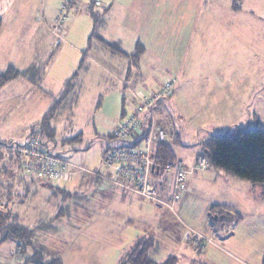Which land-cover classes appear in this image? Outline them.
Segmentation results:
<instances>
[{
  "label": "rangeland",
  "instance_id": "374dc122",
  "mask_svg": "<svg viewBox=\"0 0 264 264\" xmlns=\"http://www.w3.org/2000/svg\"><path fill=\"white\" fill-rule=\"evenodd\" d=\"M90 2L0 0L4 20L0 72L9 65L26 69L30 65L41 67L37 63L45 68L50 63L41 86L19 77L0 88V142L9 148L25 143L32 128L55 105L51 119L57 130L54 149L73 164L75 171L64 182L71 196L67 198L61 191L52 195L55 187L41 178L31 180L12 153L6 157L10 163L0 153V212H8L9 220L17 213L20 222L30 227L40 221L45 224L47 231H41L40 237L51 250L58 251L63 264H120L129 248L144 236L155 241L165 237L168 244L159 243V248L177 255V264H264V194L259 193L260 183L237 178L242 184L233 182L228 191L242 189L246 193L245 198L234 199L240 216L231 215L225 224L219 220L212 228L221 232L212 242L204 239L205 244L193 245L184 242L183 236L201 233L209 238L215 232L211 229L205 233L210 218L207 203L229 198L221 179H203L191 186L190 192L175 202L174 209H161L137 194L132 195V203L128 198L123 200V189L118 186L101 204L102 196L84 183L85 177L91 181L98 174L108 173L106 149L122 143L109 133L119 125L120 114L124 110L132 113L138 93L151 94L165 81H174L172 94L163 99L166 125L158 118L155 105L153 114L183 161L200 150L202 140L228 131L221 130L227 118L220 119L210 104L209 115L193 108L212 102L215 90L245 95L239 100L243 114L235 112L239 124L229 130L257 124L264 128V105L259 106L264 101V0H102L100 5L95 3V9L102 13L109 8L103 36L109 41L121 39L123 46H119L132 53L119 57L112 51L114 59L107 46L102 49L96 39L88 46L96 27ZM82 56L85 61L80 70ZM125 67L143 78L138 86L119 80L122 76L126 79L122 74ZM76 68L80 73L74 86L66 96H62L66 87L59 95L65 77ZM125 73L127 76L129 71ZM132 76L129 78L133 80ZM226 76L234 79L223 82ZM105 77L108 82L103 83ZM249 77L252 82L247 84ZM179 80L180 85L192 88L193 98L173 97ZM80 132L82 142L64 141ZM4 150L7 155V148ZM165 174L171 173L162 170L161 177ZM158 177L153 180L160 183ZM73 185H78L79 191L72 189ZM76 192L82 193L81 197ZM249 194L250 201L245 203ZM62 208L63 216L57 217V209ZM4 222L0 219V225ZM165 222L169 228L163 230ZM232 223L235 231L230 236L225 229ZM216 242L219 248L213 246ZM19 245L15 240H2L0 264H33Z\"/></svg>",
  "mask_w": 264,
  "mask_h": 264
},
{
  "label": "trees",
  "instance_id": "16d2710c",
  "mask_svg": "<svg viewBox=\"0 0 264 264\" xmlns=\"http://www.w3.org/2000/svg\"><path fill=\"white\" fill-rule=\"evenodd\" d=\"M95 8H96L95 0H91V5L89 7L90 13L94 17L95 26H98L102 23V16L101 13L96 11ZM3 25H4V20L3 17L0 15V31L2 30ZM93 35L94 33L92 34V36ZM99 39L100 41L103 42L105 46L109 47L114 53L124 56L128 55L126 51H124L119 45H117V43L109 42L107 40H104L103 38H99ZM84 59L85 58L82 59L81 64L79 66L80 70H82L81 68H83ZM80 70L78 72H76L77 71L76 70L73 76L66 81L65 83L66 88L65 91L63 89L64 94H62L63 93L62 92L61 93L62 96H66V93L72 89V87L74 86L73 81L78 77ZM19 77L26 78L34 83H40L43 80L42 79L43 75L40 69L37 68V66L35 65H31L26 69H19L14 65H9L6 69L0 72V88L3 87L9 81ZM55 101L57 102V100ZM161 102H163V99L162 101L159 100L155 104V107L156 106L158 107V105ZM155 107H153V110L155 109ZM56 109L57 108H55V105L53 108H50V112L47 113L40 120V122L37 123L36 126L32 128L30 135L34 133L37 127H41L43 142L47 146L48 150L52 154L62 157V154L60 152L55 151L54 149V147L56 146L55 142H56L57 130L55 124L51 121V119L54 117ZM126 115L127 114H125V116ZM111 135L113 138L117 139L114 136L113 131ZM82 140H83V132L78 133L76 136L68 137L64 141L67 143L76 144L82 142ZM202 146L204 149V153L201 154L207 157L208 166L211 165L216 168L223 169L226 172L236 177H239L241 179H248L253 184L260 183L262 185L263 194H264V128L263 127H261L260 125H256L253 127L238 126L235 127L233 130H228L224 133L211 135L206 141L203 142ZM13 147L14 146H11L9 148L8 145L0 142V153H2V151H5L4 149L7 148V151L15 156ZM153 159L156 166L159 167L160 171L163 170V168L167 164L177 160L175 152L167 139L162 142L158 141L154 143ZM14 160L17 162V164L20 166V168L23 171V167L20 164V162L16 160V157L14 158ZM72 171L73 172L71 176H73V174L75 173L74 170ZM26 176H29L33 180L39 178L31 175H26ZM96 179L102 180L104 178L101 177L100 175H97ZM42 180H45L47 183L50 184V186L56 188V190H54L55 192L54 191L52 192V195H56L57 192L61 191L67 195V198L71 196L70 192L66 191L65 189L66 188L65 183L67 182V179H64L60 182H51L46 179H42ZM77 196L80 195L77 194ZM61 212H63V208L62 210L57 209V213H59L57 214V217L63 216L60 214ZM215 212H218V215H217V220L214 221L213 225L219 222V220L220 221L222 220L223 223L220 222L222 224L227 223L226 220L230 218V216L232 215V213L230 212V208L223 206L221 204H216L211 207V214H214ZM235 215L239 216L238 213H235ZM9 218L11 217L9 216L8 212L6 215H2V213L0 212L1 221L3 222L5 221L0 225V233L2 235V239L0 240V242L2 240H15L19 242L20 251L26 254V258L33 264H63L62 258L58 254V251L51 250L42 241L43 238L40 237L41 231H47L46 230L47 227L45 226V224H40L41 223L40 221L39 224L34 227L27 226L20 222V218L17 213L14 214L12 219L9 220ZM155 245L156 243H154V239L145 236L140 238L134 245L131 246V248L122 258L120 264H177L178 257L174 255L169 256L163 262L157 261L152 254L156 249Z\"/></svg>",
  "mask_w": 264,
  "mask_h": 264
},
{
  "label": "built area",
  "instance_id": "2783aa9c",
  "mask_svg": "<svg viewBox=\"0 0 264 264\" xmlns=\"http://www.w3.org/2000/svg\"><path fill=\"white\" fill-rule=\"evenodd\" d=\"M101 2L102 0H95L97 5ZM64 20V16L60 18L61 22ZM173 85L174 81H165L151 94H137L133 112L127 114L113 130L114 136L122 143L106 149L105 163L108 173L98 174L153 201L161 209H174L175 202L185 192V183L190 172L182 161L176 160L163 168L172 174L170 190L163 189L162 183L157 184L153 180L156 173L160 172L153 159V145L167 139L165 128L153 114V107L159 100L172 94ZM13 150L26 175L60 182L70 178L73 172V164L67 158L52 154L48 150L43 142L41 127H37L25 143L14 145ZM207 167V157L199 155L193 169L203 170ZM234 224L225 230L232 232ZM220 232L215 230L209 238L198 233L188 234L186 238L195 244H201L204 239L211 242L213 236Z\"/></svg>",
  "mask_w": 264,
  "mask_h": 264
},
{
  "label": "crops",
  "instance_id": "0c3cea01",
  "mask_svg": "<svg viewBox=\"0 0 264 264\" xmlns=\"http://www.w3.org/2000/svg\"><path fill=\"white\" fill-rule=\"evenodd\" d=\"M90 5H91V2H90V4H89V7H90ZM108 7H106V9L101 13V16H102V23L100 24V25H98V26H96L95 27V30H94V33L96 32V35H93L92 36V33H91V35H90V37H89V39H88V46H89V48H90V46H91V41H92V39H96L98 42H99V44L102 46V49H104L105 50V45L103 44V42L102 41H100V39L99 38H103L104 40H107L104 36H103V30L105 29V27H106V25H107V20H106V17H105V14L107 13V11H108ZM0 33H1V31H0ZM107 41H109V40H107ZM109 42H115V43H117V45H121V46H123V41L121 40V39H118L117 41H112V40H110ZM107 49H109V51H110V53L112 54H110L111 55V57L112 56H114L113 57V59L115 58V54L112 52V50L109 48V47H106ZM124 50V49H123ZM125 51V50H124ZM127 56H129V55H131L132 53L131 52H128L127 51ZM120 56H122V57H126V56H124V55H120L119 54V57ZM118 57V58H119ZM82 59H83V56L81 57V59H80V61H79V63H78V67H79V65L81 64V61H82ZM85 61V60H84ZM53 63H51V65H52ZM37 65L38 66H41V67H38L39 69H40V71L41 72H44V74L42 73V75H43V80L40 82V83H35V84H38V85H42V83L44 82V80H45V77L47 76V75H45L46 74V68H48L49 67V65H50V63H48L47 65H46V67L44 68V67H42V65H39L38 63H37ZM31 66V65H30ZM18 68V67H17ZM130 69H126V67L123 69V71H122V74L124 75V77H126V79L124 80L122 77L119 79L121 82H122V84H124L125 82H131V84H132V87H135L136 85L138 86V84H140L139 82L140 81H142L143 80V78H141V79H139L136 75H135V73H134V70L133 69H131V67H129ZM77 70V68L73 71V73L69 76V77H65V79H64V81H63V87H62V89H61V91L59 92L60 94L62 93V91H63V89H64V87H65V83H66V81L74 74V72ZM3 71V70H2ZM125 71H129V73L127 74V76H126V73H125ZM130 75H133L132 77H134L133 78V80L131 79V78H129V76ZM234 78L232 77V76H226L225 78H223V82H226V83H230L232 80H233ZM239 80H242V81H244V78H238ZM30 81V80H29ZM30 82H32V81H30ZM106 82H108V77H105V79H104V82L103 83H106ZM180 82H182L181 80H179L178 81V86L176 87V91H175V94H174V98L176 99V98H193L194 97V93H193V90H192V88L190 87V86H187V85H184V84H182L181 83V85H180ZM252 82V78H248V83L247 84H250ZM33 84H34V82H32ZM153 84V83H152ZM154 85V84H153ZM131 87V88H132ZM126 88H127V86L125 85L124 86V90H126ZM130 89V88H129ZM111 91V90H110ZM59 94V95H60ZM262 97H263V94H261V99H262ZM245 98V95H237V94H233V93H231V92H224V91H219V90H215L213 93H212V102H210V103H203V104H195L194 105V107L193 108H195L196 107V109H197V111L199 112V113H202V114H206V115H209V113H211V110H210V108L207 106V105H211L212 107H213V109H215V110H217L216 111V113H217V116L220 118V119H222V120H224V119H226L227 118V120H228V123L227 124H224L223 125V127L221 128V130H229V128H231L233 125H236V124H239V120H238V117H237V115H236V111H240L242 114H243V103L242 102H239V100H241V99H244ZM264 98V97H263ZM260 99V100H261ZM164 103L162 102V103H160L159 105H158V107H157V109H156V113H157V115H158V118L161 120V122L163 123V124H165V119H164V109L162 108ZM264 105V101L263 102H260V104H259V106H263ZM133 110H134V108H133ZM125 114H127V111H123L121 114H120V117H119V120H118V124H119V122L122 120V118L125 116ZM166 125V124H165ZM257 125H259V124H257ZM231 126V127H230ZM81 133V132H80ZM109 133L111 134L112 133V129H110V131H109ZM210 137V136H209ZM208 137V138H209ZM208 138H206V139H204V140H202L201 142H200V146H201V148H200V150H198V151H196L195 152V154L193 155V156H191V157H189V158H186V159H184L185 161H183L182 159H180L179 158V155L177 154V151L175 150V148L171 145V147L173 148V150H174V152H175V155H176V159L177 160H179V161H182L184 164H185V166L190 170V172H189V174H188V176H187V179H186V188H185V192H184V194H183V196H185V195H187L188 194V192H190V189H191V186H195V184H198V182H202L203 181V179H208L209 181H212V182H215V181H217L218 179H221L223 182H224V186L227 188V191H228V187L233 183V182H235V183H238V184H242V182H238L239 180L237 179V178H239V177H236V176H234V175H232V174H230V173H228V172H226L225 170H223V169H220V168H216V167H214V166H208L206 169H203V170H194L193 168H194V166H195V164H196V160H197V157L201 154V153H204V149H203V146H202V144H203V142L204 141H206ZM169 142V141H168ZM170 143V142H169ZM4 151H2V157H3V160L5 161V162H9L10 163V161L11 160H9V159H7L6 157L8 156V155H11V153L10 152H7V155L6 154H4L3 153ZM7 168V167H6ZM197 171H199V172H197ZM75 175V173L73 174V176ZM161 175H162V170L160 171V172H158V173H156V175H155V177H157V176H159L158 178L161 180L160 181V183H164V181H166V183H165V185H166V189L167 190H170V182L172 181V174H165L163 177H161ZM6 176H7V174H6ZM24 176V175H23ZM24 177H26V176H24ZM104 179H102V180H95V179H91V181L89 180V178H87V177H85V184H87V185H89V187L90 188H92V187H94V191L97 193V194H99L100 196H102V198H103V200H102V202H101V204L102 203H104L105 201H106V197H108V195H111V193H114V191H115V188L118 186V187H120V188H122L123 190H122V194H121V198L124 200V199H129V200H131L130 202L132 203V200L134 199V197L132 196V195H139L138 193H136V192H134V191H131V190H128V189H126L125 187H123V186H121L120 184H117L116 182H114V181H111V180H109V179H107L106 177H103ZM13 179H14V175H13ZM22 179V178H21ZM25 179V178H24ZM31 180H33L32 178H30ZM241 179V178H240ZM105 180L106 181H108V183H106L105 182ZM158 183V182H157ZM78 185H81V187H83V184H82V182H79V184ZM78 185L77 186H74L73 185V188L72 189H74V190H78L79 191V189H78ZM239 185V186H240ZM116 186V187H115ZM239 186H237V188H240ZM121 190V189H120ZM216 191H218V190H216ZM78 195H82V193L80 194V192H76ZM135 193V194H134ZM168 193H169V191H168ZM228 193V195H229V198L226 196V197H222V198H219V199H217V198H214V199H212V201H208V203H207V206H208V208H209V210H210V214H209V216H210V218H208L207 220H206V222H207V230H206V232L205 233H209L210 232V230L212 229V230H215L216 229V227L215 228H212L213 227V224H214V221H216L217 220V218H216V214L214 213V214H211V207L213 206V205H216V204H221V205H223V206H226V207H228V208H230V212L232 213V215H234L235 213H238L239 214V216H240V207H238V205L235 203V201H234V199H237V198H242V196H243V198H245L246 197V193L242 190V189H237L235 192H233L232 190H230V191H228L227 192ZM260 194H262L263 195V188H262V190L259 192ZM261 195V196H262ZM129 196H131V197H129ZM250 196H251V194H249V198H247V200L245 201V203H248L249 201H250ZM260 196V195H259ZM251 202L254 204V201H253V199L251 198ZM256 202H258V201H256ZM209 204V205H208ZM167 223L168 222H165V224L163 225V227H162V229L163 230H166V229H168L169 227H168V225H167ZM235 227V226H234ZM234 229V228H233ZM211 230V231H212ZM234 231L235 230H233L231 233H230V236H232V234L234 233ZM199 234H201V233H199ZM214 234V233H213ZM203 235V234H202ZM204 236V235H203ZM214 236H217V235H214ZM214 236H213V238H214ZM170 237V236H169ZM171 238V237H170ZM181 238V237H180ZM183 241L184 242H189L190 243V245L192 244L193 245V241H191V239L190 240H187V238H186V235H184L183 236ZM230 239V238H229ZM228 239V240H229ZM213 240V239H212ZM159 241V242H158ZM164 241H165V243H164ZM227 241V240H226ZM226 241H224V239H222L221 240V242L223 243V245L224 244H226L225 242ZM212 242V241H211ZM154 243H156V249L154 250V252H153V254L154 255H158L159 256V259H157L156 257H155V259L157 260V261H159V262H163V261H165L169 256H171V255H174V256H177V255H175V254H173L170 250H167V251H165V252H163V251H161L162 249L161 248H159V243L160 244H168V241H166V238L165 237H163V236H161L157 241H155L154 240ZM213 246H215L216 248H219V246H220V244L218 243V242H216V243H214V245ZM222 246V245H221ZM131 248V247H130ZM129 248V249H130ZM157 251H161L159 254L157 253ZM228 253H230V252H228ZM230 254H232V253H230ZM226 255V254H225ZM178 257V256H177ZM179 258V257H178Z\"/></svg>",
  "mask_w": 264,
  "mask_h": 264
},
{
  "label": "water",
  "instance_id": "95a60500",
  "mask_svg": "<svg viewBox=\"0 0 264 264\" xmlns=\"http://www.w3.org/2000/svg\"><path fill=\"white\" fill-rule=\"evenodd\" d=\"M216 218H217V216H216Z\"/></svg>",
  "mask_w": 264,
  "mask_h": 264
}]
</instances>
